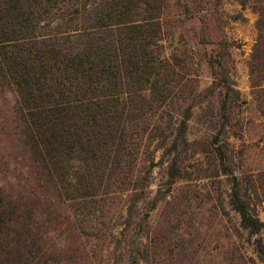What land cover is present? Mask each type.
<instances>
[{"label":"trees","instance_id":"trees-1","mask_svg":"<svg viewBox=\"0 0 264 264\" xmlns=\"http://www.w3.org/2000/svg\"><path fill=\"white\" fill-rule=\"evenodd\" d=\"M186 1L183 11L178 2L170 4L166 0H0V88L6 85L15 94V111L26 128L29 160L39 168L36 178H50L72 200L95 196L94 179L107 183L119 180L124 184L118 191L126 196L125 224L129 229H136V222L147 215L141 216L142 211L148 209L138 201L143 187L134 179L138 153L133 145L138 142H132V137L153 130V138H161L157 148L165 151V129L156 114L163 113L166 106L178 111L186 104L183 99L175 100L183 92L185 58L175 53L166 59L157 49L163 22H172L169 18L176 15L188 18L191 13L193 19L200 20L204 39L206 19L218 11L221 0ZM241 3L245 6L246 1ZM258 12L259 34L249 68L253 102L264 115V6ZM214 18V43L220 49L231 48L228 40L217 35L218 17ZM218 55L222 53L210 60L215 81L193 103L202 107L203 100L217 89H225L219 111L209 116L210 126L216 131L202 151L212 153L218 167L232 177L230 204L240 218V226L251 235L258 234L255 247L263 260L264 220L258 208L264 209V171L242 172L231 165L233 141L243 140V133L237 131L240 118L233 117L232 109L239 110L243 101L236 84H229L228 72L221 70L223 62ZM193 107L176 118L177 128L168 148L174 155L169 164L172 183L183 174L180 147L188 144ZM82 189L78 197L76 192ZM8 206L0 196V231L5 226L18 231L19 226L17 240L23 231L27 233V255L42 253L53 230L38 227L39 223L29 228L20 220L22 215L9 218L16 211L15 205ZM25 210L26 220L32 225L33 211ZM124 236L127 264H138L141 250L134 246L131 235ZM0 252L13 257V262L24 261L23 252L13 240L2 242Z\"/></svg>","mask_w":264,"mask_h":264},{"label":"rangeland","instance_id":"rangeland-1","mask_svg":"<svg viewBox=\"0 0 264 264\" xmlns=\"http://www.w3.org/2000/svg\"><path fill=\"white\" fill-rule=\"evenodd\" d=\"M166 1L178 2L183 11L186 8V0ZM244 1L245 6H241ZM262 3V0H221L218 11L206 19L208 32L204 39L201 22L198 17L193 19L191 13L187 14L188 18L182 14V19L176 15L169 18L172 22H163L162 41L157 49L166 59L175 53L185 58L183 92L175 100L183 99L186 104L178 111L166 106L163 113L156 114L160 115L158 123L165 129V151L157 148L161 138H153V130L139 132L143 134L139 138L132 137V142H138L133 145L138 153L134 179L143 187L139 189L138 201L148 207L142 211L141 216L147 215L142 222L140 219L136 222V229L126 227V196L118 191L124 186L119 180L107 183L94 179L95 196L72 200L50 178H36L39 168L29 160L24 141L26 128L15 111V94L8 86L1 87L0 196L7 207L15 205L16 212L8 215L9 218L22 215L20 220L29 228L39 223L38 227L46 226L53 232L43 252L30 256L26 251L29 241H24L27 233L23 231L17 240L21 228L17 226V231L5 226L0 231V245L13 240L23 252L24 261L13 262V257L0 252V264L32 261L34 264H127L124 235H131L134 246L141 250L138 264H264L255 247L258 234L251 235L240 226V218L230 204L232 177L218 167L212 153L202 151L216 131L210 126L209 116L212 111L215 114L219 111L225 89H217L207 101L203 100L202 107L193 104L215 81L210 60L222 53L218 55L223 62L221 70L228 72L229 84H236L243 101L239 110L232 109L233 117L240 118L237 131L243 133V140L233 141L231 165L242 172L264 171V115L253 102L249 68L255 44L252 38L255 35L256 40L259 34L255 26L261 17L258 10L263 9ZM214 17H218L217 35L228 40L231 48L220 49L214 43ZM246 36L250 38L245 40ZM191 106L194 117L188 123V144L180 147L183 174L172 183L169 164L174 155L168 148L177 128L176 118ZM83 191L76 195L80 197ZM156 200L159 201L153 208ZM26 208L33 211L30 212L32 225L26 220ZM258 209L264 220V209L261 206ZM261 235L264 237V232Z\"/></svg>","mask_w":264,"mask_h":264},{"label":"crops","instance_id":"crops-1","mask_svg":"<svg viewBox=\"0 0 264 264\" xmlns=\"http://www.w3.org/2000/svg\"><path fill=\"white\" fill-rule=\"evenodd\" d=\"M241 6H242V5H241ZM247 8H248V7H247ZM247 8H245V9H247ZM247 11H249V8H248ZM251 14H252V13H251ZM245 16H246V15H245ZM250 22L253 23V22H254V18H253ZM255 27H256V26H255ZM240 36H241V35H240ZM248 37H249V36H246V37H245V40H248ZM249 38H250V37H249ZM252 41H253V43H255V41H256V40H255V35H253Z\"/></svg>","mask_w":264,"mask_h":264}]
</instances>
